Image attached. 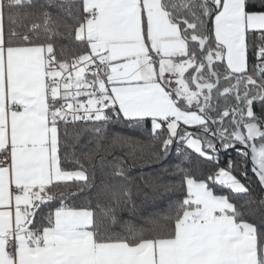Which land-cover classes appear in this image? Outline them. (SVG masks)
Here are the masks:
<instances>
[{
	"label": "snow or ice",
	"instance_id": "6c2138e0",
	"mask_svg": "<svg viewBox=\"0 0 264 264\" xmlns=\"http://www.w3.org/2000/svg\"><path fill=\"white\" fill-rule=\"evenodd\" d=\"M0 264H264V0H0Z\"/></svg>",
	"mask_w": 264,
	"mask_h": 264
},
{
	"label": "trees",
	"instance_id": "16d2710c",
	"mask_svg": "<svg viewBox=\"0 0 264 264\" xmlns=\"http://www.w3.org/2000/svg\"><path fill=\"white\" fill-rule=\"evenodd\" d=\"M62 43H65V41H62ZM114 131L116 132H120V133H126V134H130V135H135L137 137L143 138L141 137V134L139 132H130V130L126 129V128H121L119 126H116L114 128ZM235 157V153L232 154ZM178 160V157H176L174 154L170 155L169 157H167L165 160L162 161L161 164L159 165H153L152 167H143V171L145 173H152L154 171L159 170L160 168H162L164 165H168L173 163L174 161ZM134 162L133 160L129 159L127 161V165H125L126 167L128 165H133ZM141 171V165L139 162H136L134 164V166L130 169V175L135 177L137 176ZM162 176V180L160 181L161 183H171L174 182L177 187L175 188V190L173 192H165L163 189L159 190V195L157 197V203L153 204L151 202L144 204L143 207L147 210V211H155L157 209H164L168 206V204L170 202H174L177 198V195L179 194V180H175L173 181V176L171 174H167V173H161ZM145 191H149L148 189H145ZM151 194V193H150ZM261 195L260 193V189L257 185L253 184L252 185V192H251V197L252 198H259V196ZM250 197L248 196H244V195H234L232 197V201L237 205L238 208H240V210L242 212H245V219L251 220L252 217L247 215V209L244 206V202L247 201ZM142 199V198H141ZM137 204H140V200H137ZM121 216L123 219L128 220V219H134V217L132 216V214L129 211H124L121 213Z\"/></svg>",
	"mask_w": 264,
	"mask_h": 264
}]
</instances>
